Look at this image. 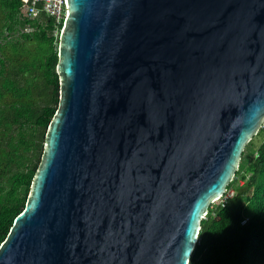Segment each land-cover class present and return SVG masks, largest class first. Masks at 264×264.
Wrapping results in <instances>:
<instances>
[{"label":"water","instance_id":"water-1","mask_svg":"<svg viewBox=\"0 0 264 264\" xmlns=\"http://www.w3.org/2000/svg\"><path fill=\"white\" fill-rule=\"evenodd\" d=\"M59 98L0 264H189L264 124V0H64Z\"/></svg>","mask_w":264,"mask_h":264},{"label":"trees","instance_id":"trees-1","mask_svg":"<svg viewBox=\"0 0 264 264\" xmlns=\"http://www.w3.org/2000/svg\"><path fill=\"white\" fill-rule=\"evenodd\" d=\"M28 6L0 0V184L8 183L0 194V244L26 204L59 98L62 26L43 14L28 20ZM20 29L30 31L13 39ZM242 156L226 188L233 195L208 209L189 264H264V141L245 167Z\"/></svg>","mask_w":264,"mask_h":264},{"label":"built area","instance_id":"built-area-1","mask_svg":"<svg viewBox=\"0 0 264 264\" xmlns=\"http://www.w3.org/2000/svg\"><path fill=\"white\" fill-rule=\"evenodd\" d=\"M46 15L53 18L56 25H63L66 18L67 8L64 0H29V6L26 10L28 20L35 19L38 15ZM264 125V124H263ZM263 125L261 128H263ZM227 194V193H226Z\"/></svg>","mask_w":264,"mask_h":264},{"label":"rangeland","instance_id":"rangeland-1","mask_svg":"<svg viewBox=\"0 0 264 264\" xmlns=\"http://www.w3.org/2000/svg\"><path fill=\"white\" fill-rule=\"evenodd\" d=\"M2 24H3V21L1 19L0 20V27L2 26ZM22 31L29 32L30 30L29 29H25V30L20 29L18 32L13 34V36H12L13 39H17ZM3 35L6 36V31H4ZM9 38H11V37H9ZM262 130H263L262 133H260L256 137H254L253 141L250 144H248L247 147L245 148V150L243 152V156H242V162H241V165L243 167L247 166V163H248V160L250 159V157L255 154L256 149L258 148L260 143H262L264 141V125H263ZM240 183H241V181L238 184H240ZM7 189H8V183L7 182H3L0 184V194H1V192H5ZM232 195H233V192L228 191L225 198H231ZM224 200L225 199L223 198L220 201L215 202L213 205H211V207L215 206L219 202H223Z\"/></svg>","mask_w":264,"mask_h":264}]
</instances>
